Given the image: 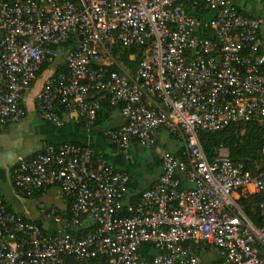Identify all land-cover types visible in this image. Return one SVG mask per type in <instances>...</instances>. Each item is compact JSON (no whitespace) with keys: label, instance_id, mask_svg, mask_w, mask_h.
<instances>
[{"label":"built area","instance_id":"2783aa9c","mask_svg":"<svg viewBox=\"0 0 264 264\" xmlns=\"http://www.w3.org/2000/svg\"><path fill=\"white\" fill-rule=\"evenodd\" d=\"M186 3L208 10L204 24ZM263 24L231 0H0V127L24 116V92L45 64L33 95L42 120L60 126L66 113L91 128L104 98L121 122L102 135L124 160L131 143L150 149L166 135L182 154L163 149L158 177L132 203L128 173L87 143L18 157L15 190L54 185L70 201L66 216L48 206L37 223L0 198V264H264V226L237 202L264 194V168L231 161L222 146L208 159L197 137L236 123L264 129ZM203 27L210 36L196 33ZM117 45L140 47L132 71ZM258 150L264 161V138ZM141 243L153 246L150 258L138 255ZM199 244L220 258L203 263Z\"/></svg>","mask_w":264,"mask_h":264},{"label":"crops","instance_id":"0c3cea01","mask_svg":"<svg viewBox=\"0 0 264 264\" xmlns=\"http://www.w3.org/2000/svg\"><path fill=\"white\" fill-rule=\"evenodd\" d=\"M231 1L242 14L252 17L260 16L264 20V0ZM258 35L264 40V24L260 27ZM22 105L25 109L24 116L15 123L0 127V198L8 208L21 213L26 218L41 222L42 211L48 206L55 207L62 216H66L68 211L70 197L54 185L26 196L15 190L11 184L10 170L17 158L29 157L49 144L64 141L87 143L94 154L127 172L136 189L143 190L158 177L159 157L155 159L153 165L145 163L144 166H140L137 162L124 160L102 135L104 129L120 124L121 119L116 108L106 110L101 106L94 125L86 129L80 119L66 113H61L62 124L60 126L42 120L34 110L33 96L30 105L24 104L23 101ZM179 147L180 145L171 152ZM137 150V145L131 143L129 146L131 157ZM196 247H198L196 254L203 263H211L220 258L218 250L212 246L199 244Z\"/></svg>","mask_w":264,"mask_h":264},{"label":"trees","instance_id":"16d2710c","mask_svg":"<svg viewBox=\"0 0 264 264\" xmlns=\"http://www.w3.org/2000/svg\"><path fill=\"white\" fill-rule=\"evenodd\" d=\"M185 9L197 19H200L201 24H204V21L208 16V10L206 8L201 7L191 10L189 4L186 3ZM196 33L202 36H210L208 30L204 27L196 30ZM115 49V51H117V61L121 62L130 71L134 69L136 63L142 56L140 47L134 45L127 47L117 45ZM130 55L131 58L129 57ZM45 67V64L40 65L36 74L38 73V71ZM99 102L100 106L104 107L106 110H110L112 108L118 109L117 106H110L104 98L100 99ZM197 137L199 144L208 159H211L214 156V152L217 147L222 146L226 148L231 161L242 162L243 165L246 168L250 169L252 172L256 171L257 169L264 168V161L260 158L258 150L259 145L264 138V129H262L256 123L247 122L229 124L223 129L217 131H200L198 132ZM173 154L177 157L182 156L181 147H179V149H176ZM127 185L129 191L127 201L132 203L138 199V196L142 189H136L130 181V177ZM237 202L243 214L252 224H254L255 226H264V215L261 213L260 207L262 204H264V194L251 193L246 197H239L237 199ZM36 222L39 223L40 221L37 220ZM197 251L198 247L194 246L195 254L197 253ZM153 253L154 248L151 244L141 243L139 245V256L150 258ZM105 262L106 260L104 258L97 257L91 259L88 264H104ZM73 263H75V261L72 258H67L64 264Z\"/></svg>","mask_w":264,"mask_h":264},{"label":"rangeland","instance_id":"374dc122","mask_svg":"<svg viewBox=\"0 0 264 264\" xmlns=\"http://www.w3.org/2000/svg\"><path fill=\"white\" fill-rule=\"evenodd\" d=\"M234 1H236V0H234ZM50 71H51V69L48 66H46L45 68L38 71L34 80L28 86V88L26 89V91L24 93V96L22 98V101L24 104L30 105L32 103V96L35 94V92L40 87L42 80L44 79L45 75ZM179 145H180V142L178 140H176L172 136L166 135L165 139H163L162 142L160 140H158V142H156L154 147H152L150 149L141 148V147L137 146L138 150L134 154L135 157L132 155L130 162L140 163V166H144L145 163L147 165H153L155 159L158 157L160 158L161 151L163 149L173 151ZM260 207H261V212L264 213V204H262ZM207 248H208V246H207Z\"/></svg>","mask_w":264,"mask_h":264}]
</instances>
